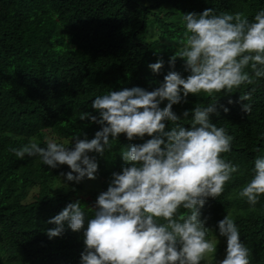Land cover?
<instances>
[{
  "label": "trees",
  "instance_id": "obj_1",
  "mask_svg": "<svg viewBox=\"0 0 264 264\" xmlns=\"http://www.w3.org/2000/svg\"><path fill=\"white\" fill-rule=\"evenodd\" d=\"M209 8L217 13L243 12L251 20L264 10V0H0V264H80L83 229L73 232L65 222L63 233L50 239L47 230L56 225L48 221L77 200L91 217L89 208L107 190L112 173L128 166L120 152L151 137L129 141L122 133L103 157L92 153L101 191L84 193L76 181H69L74 185L65 194L55 190L64 183L60 174L71 171L67 165L53 169L38 156L21 160L9 149L33 139L45 147L46 137L69 140V147L74 135L91 140L101 126L82 121L79 115L99 116L91 107L97 95L134 86L152 91L170 70L186 78L183 60L178 58L173 69L168 65L180 46L182 15ZM155 25L159 34L149 40L148 31ZM158 60L164 67L153 73L148 65ZM251 87L222 92L215 101L210 120L234 136L231 151L222 155L239 171L220 197L206 200L200 218H207L209 238L219 233L218 221L231 214L249 249L250 264H264V194L254 206L238 196L251 179L255 158L264 156V79L251 101H239L240 93ZM211 102L204 93L189 94L172 110L180 117L178 122L189 127L191 109ZM246 103L252 107L249 114L242 111ZM166 104L165 100L160 107ZM221 105L229 111L225 113ZM186 110L187 118L182 115ZM165 123L170 130L172 123ZM32 189L36 190L30 197ZM223 244L202 263L218 264Z\"/></svg>",
  "mask_w": 264,
  "mask_h": 264
},
{
  "label": "clouds",
  "instance_id": "obj_2",
  "mask_svg": "<svg viewBox=\"0 0 264 264\" xmlns=\"http://www.w3.org/2000/svg\"><path fill=\"white\" fill-rule=\"evenodd\" d=\"M182 24L180 46L168 65L173 69L178 58L183 60L189 72L186 78L170 70L152 91L134 86L97 95L91 107L99 116L79 115L80 120L101 126L91 140L74 135L69 147L70 141L46 137L45 147L33 139L9 149L21 160L38 156L53 169L67 165L71 171L66 179L78 183L85 177L96 178L97 158L89 153L103 157L119 134H126L129 141L151 137L120 152L128 166L112 173L107 190L89 208L91 217L77 200L48 221L56 225L47 230L50 239L63 233L65 222L73 232L83 229L80 264H201L216 252L218 240L207 239L210 229L205 227L207 218H200V209L208 198L223 194L239 166L222 155L231 151L234 136L226 127L212 123L210 114L216 112L215 101L222 92L231 94L251 85L239 95V101H251L264 79V10L249 20L243 12L217 13L209 8L183 14ZM148 67L159 73L164 61ZM200 93L212 102L203 107L196 104L189 127L182 126L173 105ZM242 111L249 114L251 104H243ZM182 115L187 118L189 111ZM166 121L173 125L170 130ZM251 172L238 196L254 206L264 194V156L255 158ZM217 227L226 237V255L218 264H250L249 249L240 239L234 217L226 214Z\"/></svg>",
  "mask_w": 264,
  "mask_h": 264
},
{
  "label": "rangeland",
  "instance_id": "obj_3",
  "mask_svg": "<svg viewBox=\"0 0 264 264\" xmlns=\"http://www.w3.org/2000/svg\"><path fill=\"white\" fill-rule=\"evenodd\" d=\"M159 34V29H158V26H154V27H152V28H150L149 29V31H148V37H149V40H151V39H153V38H156L157 37V35ZM58 142H64V143H68L69 142V140H66V139H59L58 140ZM89 155L91 156V155H93L92 153H89ZM98 173L96 172L95 173V176H96V178L94 179V180H89V179H87V180H81L80 182H78L81 186H80V188H79V192L80 193H84V192H93L95 189H97L98 188V190L97 191H101V189H100V187H99V177H98V175H97ZM60 178L61 179H64V183L62 182V183H59V185L56 187V191L57 192H59V193H61V194H65V193H67L69 190H71L72 189V187H73V185H74V183H70L67 179H66V176H64L63 174H60ZM35 190L36 189H32L31 191H30V197H32V195L34 194V192H35ZM28 199H30V198H28ZM207 239H209V240H212V239H217L218 240V243H217V247H216V252L214 253V255L218 252V251H220V248L219 247H221V245L223 244V243H225L226 242V238L224 237V236H221L219 233L218 234H215V235H211V236H209V238H207ZM224 245V247L226 246L225 244H223ZM226 254V248H223L222 250H221V252H220V254H219V256H218V258H217V263L220 261V260H222V258H223V256ZM213 258V256H211V255H209V256H206L205 257V259L203 260V261H205L206 263L209 261V260H211ZM202 261V262H203ZM201 262V264H203Z\"/></svg>",
  "mask_w": 264,
  "mask_h": 264
}]
</instances>
